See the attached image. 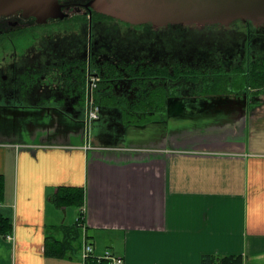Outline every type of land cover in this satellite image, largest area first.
Returning <instances> with one entry per match:
<instances>
[{
	"label": "crops",
	"instance_id": "1",
	"mask_svg": "<svg viewBox=\"0 0 264 264\" xmlns=\"http://www.w3.org/2000/svg\"><path fill=\"white\" fill-rule=\"evenodd\" d=\"M232 102L197 119L177 108L170 125L128 129L120 144L96 143L91 122L46 105L0 107V216L11 225L0 264H83L84 241L125 264H200L205 254L264 264V110ZM60 187L84 190L83 227L74 249L47 257L46 237L67 238L62 227L77 218L66 225L69 207L54 204Z\"/></svg>",
	"mask_w": 264,
	"mask_h": 264
},
{
	"label": "flooded vegetation",
	"instance_id": "2",
	"mask_svg": "<svg viewBox=\"0 0 264 264\" xmlns=\"http://www.w3.org/2000/svg\"><path fill=\"white\" fill-rule=\"evenodd\" d=\"M90 2L60 0L65 17L44 24L20 12L0 16V107L46 105L124 134L170 125L177 108L196 119L231 111L235 99L248 113L264 110V23L129 24ZM164 29L168 40L151 32Z\"/></svg>",
	"mask_w": 264,
	"mask_h": 264
},
{
	"label": "water",
	"instance_id": "3",
	"mask_svg": "<svg viewBox=\"0 0 264 264\" xmlns=\"http://www.w3.org/2000/svg\"><path fill=\"white\" fill-rule=\"evenodd\" d=\"M59 1L0 0V16L20 12L23 18L32 17L44 24L48 19L65 17ZM89 5L99 14L154 27L228 25L235 21L264 23V0H91Z\"/></svg>",
	"mask_w": 264,
	"mask_h": 264
},
{
	"label": "trees",
	"instance_id": "4",
	"mask_svg": "<svg viewBox=\"0 0 264 264\" xmlns=\"http://www.w3.org/2000/svg\"><path fill=\"white\" fill-rule=\"evenodd\" d=\"M125 118L129 117V113H124ZM4 180L0 175V199L3 194ZM54 197V204L58 208L64 209L67 207H77L78 212L76 215V220L71 227H62L67 238L58 240L51 237H46L45 239V255L47 257L60 258L65 256L66 253L74 249L73 244L80 237V230L83 227V201H84V190L81 188H68L60 187L56 189ZM11 230V225L6 218L0 216V234L4 235L9 233ZM86 264H105L104 262L97 263L93 259H89ZM200 264H243L241 256L229 255V256H217L205 254L201 256Z\"/></svg>",
	"mask_w": 264,
	"mask_h": 264
},
{
	"label": "rangeland",
	"instance_id": "5",
	"mask_svg": "<svg viewBox=\"0 0 264 264\" xmlns=\"http://www.w3.org/2000/svg\"><path fill=\"white\" fill-rule=\"evenodd\" d=\"M165 31H166V29H164L163 31L152 30L151 32L153 33V36L156 39L157 38H164V39L168 40L170 37L163 35V33ZM158 45L160 46V44H158ZM154 46H156V48H157V45L155 43H154ZM90 125H91V123H90ZM90 131L92 134V138L96 143H98V140L100 139V137L106 138L109 136V137L113 138V141H111V142H113V144H117V143L119 144V138L122 135L121 131L112 129L109 125H106V126L100 125L96 128L90 127ZM65 209L66 208H64L63 210H65ZM77 212H78V208H75L72 206H70L68 208V213L65 217V224L66 225H70V224H72V222H74V219H75Z\"/></svg>",
	"mask_w": 264,
	"mask_h": 264
},
{
	"label": "built area",
	"instance_id": "6",
	"mask_svg": "<svg viewBox=\"0 0 264 264\" xmlns=\"http://www.w3.org/2000/svg\"><path fill=\"white\" fill-rule=\"evenodd\" d=\"M89 118L91 117L89 116ZM0 206H1V203H0ZM5 238L9 241L13 240V237L11 235H7ZM89 259H93L97 263L104 262L105 264H125L124 260L121 257L114 256L110 254L109 252H106L102 256H98V257L94 256L91 245L88 242L84 241L82 249H81V260L83 264H86V262Z\"/></svg>",
	"mask_w": 264,
	"mask_h": 264
}]
</instances>
